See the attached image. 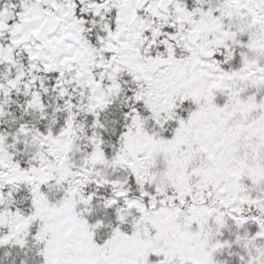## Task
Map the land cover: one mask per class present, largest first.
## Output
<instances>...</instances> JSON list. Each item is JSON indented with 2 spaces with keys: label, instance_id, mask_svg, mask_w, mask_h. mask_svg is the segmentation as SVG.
Instances as JSON below:
<instances>
[{
  "label": "snow or ice",
  "instance_id": "6c2138e0",
  "mask_svg": "<svg viewBox=\"0 0 264 264\" xmlns=\"http://www.w3.org/2000/svg\"><path fill=\"white\" fill-rule=\"evenodd\" d=\"M0 264H264V0H0Z\"/></svg>",
  "mask_w": 264,
  "mask_h": 264
}]
</instances>
